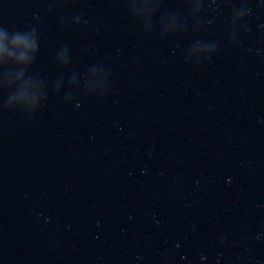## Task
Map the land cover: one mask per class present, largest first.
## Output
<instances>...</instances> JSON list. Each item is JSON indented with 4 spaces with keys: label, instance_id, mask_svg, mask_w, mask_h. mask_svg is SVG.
<instances>
[{
    "label": "water",
    "instance_id": "obj_1",
    "mask_svg": "<svg viewBox=\"0 0 264 264\" xmlns=\"http://www.w3.org/2000/svg\"><path fill=\"white\" fill-rule=\"evenodd\" d=\"M0 264H264V0H0Z\"/></svg>",
    "mask_w": 264,
    "mask_h": 264
}]
</instances>
